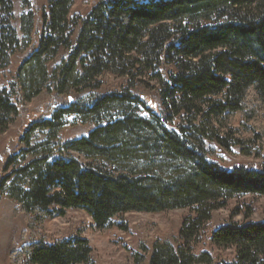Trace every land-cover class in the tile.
I'll return each mask as SVG.
<instances>
[{"label": "trees", "instance_id": "16d2710c", "mask_svg": "<svg viewBox=\"0 0 264 264\" xmlns=\"http://www.w3.org/2000/svg\"><path fill=\"white\" fill-rule=\"evenodd\" d=\"M15 1L0 0V135L17 117V101L51 89L71 95L50 118L19 134L28 147L23 157L33 158L13 172L25 187L10 183L8 191L27 229L36 232L67 209L84 210L97 229H106L128 212L190 208L194 214L179 229L181 244L156 241L150 264H264V220H247L250 205L244 221L230 218L205 236L213 211L229 199L264 195V164L222 166L209 158L208 144L226 151L238 146L248 155L256 143L231 122L264 108V0H94L85 15L72 13L75 0H46L37 47L6 87L3 72L21 46ZM61 50L64 59L50 71ZM164 66L174 70L164 74ZM108 73L123 78L124 86L83 99L81 93L99 90ZM148 74L157 81L158 107L134 92ZM70 115L97 125L63 142L59 131ZM36 131L47 138L30 147ZM9 155L4 171L15 163ZM10 180L11 172L1 188ZM206 239L232 257L196 252ZM8 252L9 264H96L81 234L40 236Z\"/></svg>", "mask_w": 264, "mask_h": 264}, {"label": "rangeland", "instance_id": "374dc122", "mask_svg": "<svg viewBox=\"0 0 264 264\" xmlns=\"http://www.w3.org/2000/svg\"><path fill=\"white\" fill-rule=\"evenodd\" d=\"M94 0H75L72 13L85 15ZM46 0H16L14 12L17 16L15 25L21 38L20 48L12 55L10 66L3 72L2 85L9 87L14 82L17 69L23 59L32 52L38 43L42 30V13L46 12ZM30 21L32 28L29 30ZM66 51L61 50L59 55L48 63L52 71L64 59ZM164 74L173 68L164 66ZM140 85L134 92L148 103L149 106H160L156 94L157 81L152 76L141 77ZM123 78L113 74L102 77V86L99 90L81 93L83 99L87 100L94 95L113 92L124 86ZM70 94L57 95L54 91L44 90L40 95L28 102H18L19 113L8 130L0 135V264H9V252L14 247H20L31 239L42 236L47 240L59 237H71L81 234L87 238L92 246V257L96 264H150L156 241L169 242L174 248L181 244L179 229L182 220L187 215H193L190 208L167 209L157 212H128L116 218V222L126 224V229L116 225L106 229H97L91 217L81 209H67L64 215L56 216L46 220L36 232L27 229V223L23 212L16 199L9 195L8 187H25L24 179L14 170L21 164L28 162L33 156L21 152L27 150L25 143L20 141V133L24 132L29 123L41 118H50L52 113L64 105L66 97ZM139 113L149 116V112L139 106ZM261 112L250 113L244 119L236 115L231 122L238 125L240 129L257 138L256 143L249 145L250 154L245 155L238 146L231 147L226 151L216 143L210 142L209 158L220 163L222 166L235 164H264V108ZM259 110V111H260ZM105 119L101 123H104ZM244 122L246 126L241 125ZM97 124L93 121H82L75 116H66L64 125L59 131L61 141L77 139L86 136ZM46 131H36L30 138V147L44 142L47 138ZM56 150V149H55ZM8 152V153H7ZM7 154L14 156L15 163L4 171V160ZM25 160H24V159ZM11 172V180L1 188L2 178ZM247 205L251 206V221L264 220V195L245 194L235 196L228 200L223 208L213 211L210 228L206 237L212 230L227 222L230 218L242 222L245 220L244 210ZM239 208L238 213L232 215ZM208 239V238H207ZM206 240H201L196 245V252L211 249L214 254L223 257H232L230 249H218L212 247ZM210 247V248H209ZM204 264V263H202Z\"/></svg>", "mask_w": 264, "mask_h": 264}]
</instances>
